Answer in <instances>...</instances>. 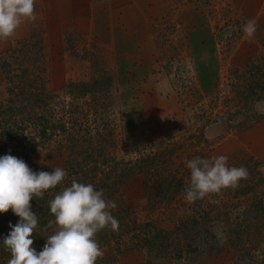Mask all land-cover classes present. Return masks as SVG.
I'll list each match as a JSON object with an SVG mask.
<instances>
[{"label": "rangeland", "instance_id": "374dc122", "mask_svg": "<svg viewBox=\"0 0 264 264\" xmlns=\"http://www.w3.org/2000/svg\"><path fill=\"white\" fill-rule=\"evenodd\" d=\"M133 1L149 25L141 32L131 23V38L123 27L136 19L132 8L103 21L108 36L97 23L84 29L77 18L85 15L65 5L44 14L34 0L36 19L0 39V132L13 133L0 137V157L21 159L31 138L30 169L66 171L58 192L75 179L116 203L119 230L97 234L104 255L96 264H264V46L243 32L246 4ZM219 155L247 168L248 178L189 204L185 162ZM142 159L153 170L142 176L146 190L136 167ZM157 177L169 178V194L145 196ZM189 216L191 244L183 243Z\"/></svg>", "mask_w": 264, "mask_h": 264}, {"label": "clouds", "instance_id": "9594fccd", "mask_svg": "<svg viewBox=\"0 0 264 264\" xmlns=\"http://www.w3.org/2000/svg\"><path fill=\"white\" fill-rule=\"evenodd\" d=\"M36 19L34 0H0V39L13 37L22 24ZM253 21L243 27L250 38L255 33ZM189 182L184 198L195 203L206 197L219 196L224 190H235L241 180L248 178L247 168L229 166L226 155L211 158L193 157L185 162ZM66 171L56 167L51 172H34L20 158L6 154L0 157V213L11 209L19 221L3 239V247L10 254L7 264H96L104 255L96 236L103 229L119 230V221L112 215L117 208L106 199L104 191L92 183L78 182L59 191L48 201L50 215L44 231L51 228L41 251L32 247L38 216L31 201L42 199L46 191L56 188L66 178ZM218 241L225 242L217 232Z\"/></svg>", "mask_w": 264, "mask_h": 264}, {"label": "crops", "instance_id": "0c3cea01", "mask_svg": "<svg viewBox=\"0 0 264 264\" xmlns=\"http://www.w3.org/2000/svg\"><path fill=\"white\" fill-rule=\"evenodd\" d=\"M40 1V6L42 7L44 14H49L51 10L54 13H60V9L57 8L65 5L66 13L71 12L72 14L85 15L83 17L77 18V21H83V19L86 20V22L84 23V29L90 31L97 23V25L95 26V30L100 31L105 29L109 31V33H107L108 36H111V26L109 23H111L115 19H113L111 14L113 13L115 15V13L127 12L130 10L129 8H132L131 13L136 14V19L135 21H125V25L123 28L128 31V38H131V23L133 25L135 24L134 29L138 31L140 30L141 32L142 30L144 31V29L146 30L149 25L148 23H144L146 21L143 17L139 16V14H141V11L136 10L133 0H113V3L107 6L101 3L100 0L96 3L91 0H49L46 6L43 5V0ZM155 3L156 1L154 2L153 0L152 4ZM244 4H246V10H244V12L249 16V21L251 20L254 22L256 28L255 33L253 36H251V38L259 45L264 46V0H244ZM153 18H156V16H154ZM57 20L58 18L55 16L53 21L56 23ZM104 20L108 21L109 23L103 22ZM51 28L52 34L57 33L60 28L58 22L57 24L53 23V26ZM147 112L148 111L145 109V111H143V114L146 115Z\"/></svg>", "mask_w": 264, "mask_h": 264}, {"label": "trees", "instance_id": "16d2710c", "mask_svg": "<svg viewBox=\"0 0 264 264\" xmlns=\"http://www.w3.org/2000/svg\"><path fill=\"white\" fill-rule=\"evenodd\" d=\"M249 93H248V95H249ZM242 95H243V91H240L238 96L241 97ZM11 111L12 110H10V112ZM40 133L43 134V131L41 130ZM10 134H13L10 129H6L5 131H3V128H1L0 137H5L9 140L10 138L8 135H10ZM26 141L27 142L22 147L19 148V156L21 157V159L25 163H27L28 159H29L27 157V155L34 152L35 146H36L33 139L29 138ZM199 156H202V155H199ZM150 164H151L150 161H147L146 159H142L139 162H136V167L138 168L137 173H139L140 171H143V173L141 175L139 173L138 176L142 180V187L145 190L150 188V186L148 184L146 186V183H144V181H143L144 178L142 176L148 175L151 173L152 167H150ZM128 172H131V170H129ZM84 173H85L84 171L83 172L80 171V174H84ZM130 176H133V174ZM62 183H65V182H62ZM153 184L155 185V188H153L152 190L150 189L151 191L149 190V191H146L145 193L142 192L143 194H145V196L155 197L157 195L169 194V192H170L169 178L157 177L154 179ZM57 187L58 186H56V188H54V189H50V190L46 191L44 194V197L42 199L34 198L30 202L32 211L38 216V227L33 233L34 243L32 245V247H34L37 252L42 250L44 244L46 243L47 235H50V229L51 228L47 229V231H49V232L46 233V231H44V229H45L44 225H45V222L48 221L52 217L50 215V211H49V207H48V201L53 199L54 196L58 193ZM18 221H19V217L14 215L13 212L11 211V209H9V211L6 213H0V257H3L8 253L3 247V239L11 231V228L9 227V225L11 224L14 226ZM133 228H135V227L133 226ZM183 229H184L183 243H186V242L188 244L193 243L191 241L192 239L190 237V232L194 229V217L193 216L183 218ZM151 238H152V236H151ZM155 238H158V235ZM162 249L158 252L160 253L162 251ZM189 249H190V252H196V250L194 248V244L190 245ZM163 251H164V249H163Z\"/></svg>", "mask_w": 264, "mask_h": 264}]
</instances>
